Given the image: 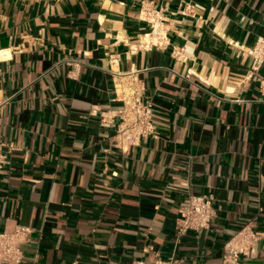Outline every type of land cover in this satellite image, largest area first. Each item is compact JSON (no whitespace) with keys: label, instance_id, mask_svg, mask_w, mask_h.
<instances>
[{"label":"crops","instance_id":"obj_1","mask_svg":"<svg viewBox=\"0 0 264 264\" xmlns=\"http://www.w3.org/2000/svg\"><path fill=\"white\" fill-rule=\"evenodd\" d=\"M261 36L264 0H0V232L34 228L22 264H264ZM131 71L158 130L135 145ZM189 193L216 214L179 234ZM246 223L263 236L235 260Z\"/></svg>","mask_w":264,"mask_h":264},{"label":"built area","instance_id":"obj_2","mask_svg":"<svg viewBox=\"0 0 264 264\" xmlns=\"http://www.w3.org/2000/svg\"><path fill=\"white\" fill-rule=\"evenodd\" d=\"M147 11H152V9L148 8ZM152 12L157 18H160L159 10ZM157 39V37L148 35L145 47L149 48ZM251 53L256 62H264V36L257 40ZM129 76L131 87L126 98H124L117 137L121 144L135 145L144 136L157 135L158 130L153 121V103L149 100H143L137 72L131 71ZM6 145L0 141V170L4 167L7 159ZM215 214L211 195L189 193L180 201L178 206V233L184 234L189 230L209 228ZM33 231L32 226L22 224L17 225L11 232L1 231L0 264H22L24 258L23 244L30 239ZM262 236L263 234L255 230L250 223H246L227 240L225 246L231 250V256L237 260L241 255L249 256L254 253ZM130 264H184V261L183 258L175 254H171L167 258L157 254L152 260L139 258L134 259Z\"/></svg>","mask_w":264,"mask_h":264}]
</instances>
